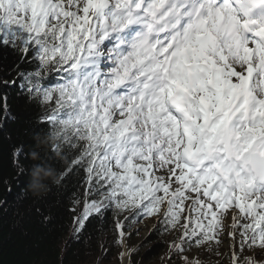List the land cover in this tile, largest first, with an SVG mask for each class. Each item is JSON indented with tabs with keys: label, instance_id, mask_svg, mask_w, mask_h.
Listing matches in <instances>:
<instances>
[{
	"label": "snow or ice",
	"instance_id": "snow-or-ice-1",
	"mask_svg": "<svg viewBox=\"0 0 264 264\" xmlns=\"http://www.w3.org/2000/svg\"><path fill=\"white\" fill-rule=\"evenodd\" d=\"M0 87L39 109L18 178H79L74 232L154 219L169 264H264V0H0Z\"/></svg>",
	"mask_w": 264,
	"mask_h": 264
},
{
	"label": "trees",
	"instance_id": "trees-1",
	"mask_svg": "<svg viewBox=\"0 0 264 264\" xmlns=\"http://www.w3.org/2000/svg\"><path fill=\"white\" fill-rule=\"evenodd\" d=\"M5 94L9 106L7 120L0 110V121L4 123L0 128V264H92L96 260L106 264L111 252L105 249L102 255L101 240L104 236L116 235L114 216L108 214L106 218L93 219L82 232H74L70 207L73 196L81 191L78 177L58 186L52 184L50 178L45 179L43 172L58 176L59 168L56 165L40 167L41 182L50 187L41 197L34 196L30 190L31 169L18 178L19 170L10 160L13 146L26 145L42 135V130L34 124L39 109L15 87H0V97ZM37 143L46 148L52 141L42 139ZM168 237L154 234L147 242L153 245L149 251L140 252L136 248L135 264L168 252L165 242ZM110 258L117 259L115 255Z\"/></svg>",
	"mask_w": 264,
	"mask_h": 264
},
{
	"label": "rangeland",
	"instance_id": "rangeland-1",
	"mask_svg": "<svg viewBox=\"0 0 264 264\" xmlns=\"http://www.w3.org/2000/svg\"><path fill=\"white\" fill-rule=\"evenodd\" d=\"M155 226L154 219H146L140 224L134 225L133 231L135 228H139V234L132 235L130 241L127 245H122L119 240L116 239V235L114 236H104L101 240V253L104 255L105 249H108L111 254L108 257V261L106 264H122V258L124 255H128V261L126 264H129V253H133L136 248L140 249V252L149 251L153 245L145 243V241L149 237L150 230ZM127 239V237H126ZM172 240V236L165 240L167 247L169 248V243ZM143 244V247L141 245ZM226 249L223 245L220 246L218 252H202L200 259L203 261V264H219V262H223V264H231V260L227 255H221L220 253H225ZM116 256L117 259H112L110 257ZM170 255V250L166 252L161 257H152L150 256L146 260H143V264H167L168 257ZM194 255V254H193ZM205 256L207 258H205ZM92 264H99V261L96 260Z\"/></svg>",
	"mask_w": 264,
	"mask_h": 264
},
{
	"label": "clouds",
	"instance_id": "clouds-1",
	"mask_svg": "<svg viewBox=\"0 0 264 264\" xmlns=\"http://www.w3.org/2000/svg\"><path fill=\"white\" fill-rule=\"evenodd\" d=\"M41 173L42 169H40L38 166V170L35 173L31 174L30 190L36 197H41L50 190L48 183L41 182ZM43 176L45 179L50 178L52 184H57L58 182V176L54 175L52 172H43Z\"/></svg>",
	"mask_w": 264,
	"mask_h": 264
},
{
	"label": "bare ground",
	"instance_id": "bare-ground-1",
	"mask_svg": "<svg viewBox=\"0 0 264 264\" xmlns=\"http://www.w3.org/2000/svg\"><path fill=\"white\" fill-rule=\"evenodd\" d=\"M128 261V255H124L123 258H122V264H126Z\"/></svg>",
	"mask_w": 264,
	"mask_h": 264
}]
</instances>
